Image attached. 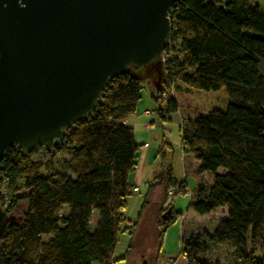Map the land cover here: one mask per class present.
Here are the masks:
<instances>
[{
    "label": "trees",
    "instance_id": "1",
    "mask_svg": "<svg viewBox=\"0 0 264 264\" xmlns=\"http://www.w3.org/2000/svg\"><path fill=\"white\" fill-rule=\"evenodd\" d=\"M168 17L163 90L184 87L189 97L178 104L167 95L155 114L161 120L179 115L182 152L196 164V176H209L188 209L198 216L223 212L212 233L181 235V255L186 264H210L201 259L209 247L226 248L212 264H264V12L250 0H179ZM144 83L155 100L148 81L121 75L109 80L94 113L75 122L54 148L25 156L16 146L6 150L0 204L17 215L0 240V264H118L130 257L154 184H147L136 220L122 228L127 197L138 193L128 176L141 146L124 119L136 112ZM219 89L226 100L191 91ZM34 152L47 160H33ZM170 152L163 142L155 155L165 164L158 214L151 220L156 256L178 215L166 197L187 193L186 182L173 177ZM61 154L68 156L64 171L56 170ZM168 208L172 216L163 220ZM122 232L130 241L125 256L114 260Z\"/></svg>",
    "mask_w": 264,
    "mask_h": 264
},
{
    "label": "water",
    "instance_id": "2",
    "mask_svg": "<svg viewBox=\"0 0 264 264\" xmlns=\"http://www.w3.org/2000/svg\"><path fill=\"white\" fill-rule=\"evenodd\" d=\"M176 1L0 0V161L11 146L23 156L57 146L110 79L135 76L162 92ZM15 220L0 206V240Z\"/></svg>",
    "mask_w": 264,
    "mask_h": 264
},
{
    "label": "rangeland",
    "instance_id": "3",
    "mask_svg": "<svg viewBox=\"0 0 264 264\" xmlns=\"http://www.w3.org/2000/svg\"><path fill=\"white\" fill-rule=\"evenodd\" d=\"M182 88L184 89V87ZM183 89L179 91L173 90L172 92V95L178 104H183L186 98L189 97V94H186ZM191 91L200 93L206 97L226 100L224 89L208 92L195 90ZM150 92L151 89L149 85L144 83L141 90V99L138 103L137 113L140 114L143 110L148 109L152 111V117H141L135 120V123L131 121L135 127V130H137L135 133V142L137 144L142 143L145 146H149L150 150L153 151L154 154H156L157 148L161 143H167L169 148H171L170 159L173 177L177 183L182 181L186 182L187 193L168 195L166 197L165 205L171 204L174 212L178 215L175 216L176 220L167 226L162 239L161 254L156 256L157 235L151 220L155 214H158L157 208L160 204L162 193V177L160 174L162 170L161 168H165V164L164 166H160L159 158L156 157V164L149 167L150 175L148 183L154 182L152 186L153 190L150 194L149 204L144 210L140 219V223H138V227L134 233V248L130 257L125 261L119 262L118 264H141L143 259L146 260V264H186L184 258L181 255V235H188L191 233L201 234L203 231L212 233L216 226V220L223 215V212L217 210L215 213L210 215L198 216L188 209L190 196L192 193L195 195L197 185L201 181L205 182L207 179H209V176H203V179L201 178V180L200 177L196 176L191 171V168L187 166V155L182 152L179 136V115L177 113H173L170 114L165 120L158 119V116L155 114L156 109L161 107L163 108V100L165 99L154 101L150 97ZM153 118L155 119L153 123L150 124L152 129L148 130L146 125ZM141 147H143V145H141L139 148L141 149ZM47 156L48 155L34 152L32 159L44 162L47 160ZM67 158L68 156L66 154H61L55 159L56 170L64 171V162ZM145 192L146 183L141 187L138 193L133 192V195L127 197V205L123 210L125 222L123 223L122 228L129 225L128 221L133 222L136 220L140 205L143 200L142 196ZM179 214H181V216H179ZM93 217L94 221H96V214ZM129 241L130 237L126 232H122L118 235L117 243L113 251L114 260L123 258L125 256ZM225 251L226 248H220L216 250L213 247H209L208 252L202 255L201 259L212 264L213 259L222 255Z\"/></svg>",
    "mask_w": 264,
    "mask_h": 264
},
{
    "label": "crops",
    "instance_id": "4",
    "mask_svg": "<svg viewBox=\"0 0 264 264\" xmlns=\"http://www.w3.org/2000/svg\"><path fill=\"white\" fill-rule=\"evenodd\" d=\"M250 1L253 4L258 5L262 9V11L264 12V0H250ZM137 108H138V106H137ZM145 111H150V110L145 109L140 114L137 113V110H136L135 113H131V114L127 115L126 118L124 119V121L129 126H131L133 128L134 138L136 136L135 133L137 130H135V127H134L133 123H131V121L134 122L135 120H137L141 117H146L143 114V112H145ZM138 144L143 145V147H141V149H139V151H138L137 165L135 167V170L129 174L128 180H129L130 184L133 186L134 191L139 192L141 187L145 183L147 186L148 180H149V175H150L149 167L156 164L157 158L155 157L156 154H154L153 151L150 150L149 146H145L142 143H138ZM186 161H187V166L189 168H191V171L195 174L194 170H195L196 164L194 163L193 159L187 155ZM185 162H184V164H185ZM199 185H200V183L197 185V189H198ZM192 195L194 196L193 193H192Z\"/></svg>",
    "mask_w": 264,
    "mask_h": 264
},
{
    "label": "built area",
    "instance_id": "5",
    "mask_svg": "<svg viewBox=\"0 0 264 264\" xmlns=\"http://www.w3.org/2000/svg\"><path fill=\"white\" fill-rule=\"evenodd\" d=\"M169 46V44L167 45V47ZM162 60H163V66H164V62H165V60H164V58H163V56H162ZM172 92H173V90H163L162 92H160V93H158V92H156L155 93V100L154 101H160L161 99H165L166 98V96L167 95H172ZM144 115L146 116V117H152L151 115H152V111H145L144 112ZM154 119L155 118H153L149 123H147V125H146V127H147V129L148 130H150V129H152V126L150 125L151 123H153V121H154ZM6 183V182H5ZM3 188H4V186L1 184V182H0V193H2L3 194ZM170 194H174L175 193V190H171L170 192H169ZM190 200H191V196H190ZM0 206L2 207V208H5L4 206H6V205H1L0 204Z\"/></svg>",
    "mask_w": 264,
    "mask_h": 264
}]
</instances>
